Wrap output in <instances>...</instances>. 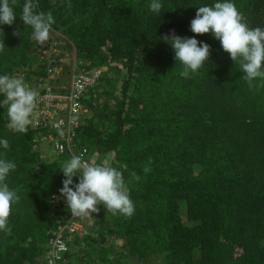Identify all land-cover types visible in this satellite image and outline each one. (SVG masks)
<instances>
[{
	"label": "trees",
	"instance_id": "trees-1",
	"mask_svg": "<svg viewBox=\"0 0 264 264\" xmlns=\"http://www.w3.org/2000/svg\"><path fill=\"white\" fill-rule=\"evenodd\" d=\"M37 2L54 17L50 38H32L17 0L13 25H0V76L19 74L27 85L45 77L42 51L53 42L75 60L62 74L100 69L79 99L74 147L86 148L90 163L109 156L105 165L122 171L135 206L127 217L98 205L89 226L76 216L84 230L67 235V264H264V81L250 89L211 33L190 30L198 7L222 0H160L159 13L152 0ZM232 2L251 27H264V0ZM172 33L210 46L188 78L162 39ZM8 125L0 107V140L9 142L0 159L16 165L5 183L20 198L11 234L0 231V264H44L52 232L72 216L60 195V170L72 156L47 142L53 153L44 157L40 139L49 131ZM53 194L63 201L51 211Z\"/></svg>",
	"mask_w": 264,
	"mask_h": 264
},
{
	"label": "clouds",
	"instance_id": "clouds-1",
	"mask_svg": "<svg viewBox=\"0 0 264 264\" xmlns=\"http://www.w3.org/2000/svg\"><path fill=\"white\" fill-rule=\"evenodd\" d=\"M17 0H0V25L12 26L17 16L14 7ZM37 0H24L20 19L32 29V38L44 44L50 38L52 14L37 11ZM71 8V4H68ZM150 11L159 13L162 9L160 0H152ZM194 35L209 34L219 41L222 50L230 59L239 64L242 79L251 89L257 85V79L264 81V27H251L243 12L237 9L232 0H222L212 6L198 7L195 18L190 22ZM17 34V33H16ZM174 51V59L183 66L180 76L189 77L205 66L209 60L210 46L195 38H181L174 33L162 37ZM5 44L0 40V51ZM0 107H7L9 127L19 133H27L32 123L31 117L37 107L39 92L25 83L22 78L0 76ZM0 146L9 147L7 139L0 140ZM15 163L0 159V231L11 234L8 220L13 203L19 202V196L5 183L10 171L15 170ZM65 179L60 195L64 197L72 216L91 218L99 212L98 205L105 211L131 217L135 206L130 199L129 189L122 171L105 164L88 162L83 154L73 155L60 170ZM149 171L148 167L144 168ZM79 177L73 185V177Z\"/></svg>",
	"mask_w": 264,
	"mask_h": 264
},
{
	"label": "built area",
	"instance_id": "built-area-1",
	"mask_svg": "<svg viewBox=\"0 0 264 264\" xmlns=\"http://www.w3.org/2000/svg\"><path fill=\"white\" fill-rule=\"evenodd\" d=\"M60 43L53 42L48 50L42 51L47 57V75L34 81L31 88L39 92L37 107L31 117L32 123L28 126L30 130H47L49 134L41 137L40 141L52 143L56 153L65 150L70 155L83 154L84 159L90 162L88 150L84 147L75 149L74 140L76 132L81 125L79 116L83 108L79 99L88 87H91L99 79L101 70L97 69L91 73L83 70L77 73L62 74L63 65H69L72 60L62 50L55 48ZM53 56H59L61 65H53ZM73 71V68H71ZM17 77L21 78L18 74ZM62 78V82H58ZM36 170L38 168L36 167ZM51 211H54L63 201L59 195H51ZM84 230L81 221L76 216L66 217V221L60 224L52 232L47 243V253L44 264H67L65 254L68 251L66 237L69 234Z\"/></svg>",
	"mask_w": 264,
	"mask_h": 264
},
{
	"label": "rangeland",
	"instance_id": "rangeland-1",
	"mask_svg": "<svg viewBox=\"0 0 264 264\" xmlns=\"http://www.w3.org/2000/svg\"><path fill=\"white\" fill-rule=\"evenodd\" d=\"M39 150H40V153H41L42 155H44V157H47V156H49L50 154L53 153L52 147L49 146V145L47 144V142L40 143ZM50 156H51V155H50ZM109 159H110L109 156L106 157V158L103 160L104 164H108V162L110 161ZM81 218H83V219H81ZM80 219H81V220H82L87 226L90 225V220H89L88 218L80 217ZM82 224H83V223H82Z\"/></svg>",
	"mask_w": 264,
	"mask_h": 264
}]
</instances>
